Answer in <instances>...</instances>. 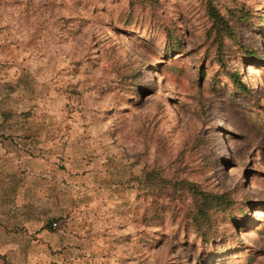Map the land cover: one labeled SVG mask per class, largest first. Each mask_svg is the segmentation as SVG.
Instances as JSON below:
<instances>
[{
  "label": "rangeland",
  "instance_id": "rangeland-1",
  "mask_svg": "<svg viewBox=\"0 0 264 264\" xmlns=\"http://www.w3.org/2000/svg\"><path fill=\"white\" fill-rule=\"evenodd\" d=\"M204 1L0 0V138L19 130L39 159L83 169L89 229L59 264H264V0H212L250 16L222 64ZM172 164L243 208L217 224L220 249L176 234L168 213L137 222L132 178Z\"/></svg>",
  "mask_w": 264,
  "mask_h": 264
},
{
  "label": "crops",
  "instance_id": "crops-1",
  "mask_svg": "<svg viewBox=\"0 0 264 264\" xmlns=\"http://www.w3.org/2000/svg\"><path fill=\"white\" fill-rule=\"evenodd\" d=\"M8 133L0 138V264H59L89 229L83 169L75 180L72 162L38 158L35 136Z\"/></svg>",
  "mask_w": 264,
  "mask_h": 264
},
{
  "label": "trees",
  "instance_id": "trees-1",
  "mask_svg": "<svg viewBox=\"0 0 264 264\" xmlns=\"http://www.w3.org/2000/svg\"><path fill=\"white\" fill-rule=\"evenodd\" d=\"M133 0H130L132 3ZM141 7L151 10L159 8L160 0H135ZM204 15L208 25L204 28V45L208 57L217 63H223L226 58L228 45L235 41V29L248 20L249 11L242 8L221 10L212 0L203 3ZM166 47H174L178 43V36L173 31L166 30ZM235 74H229L236 82L238 89H244L243 84L235 79ZM172 164L170 169L161 167L144 168L139 176L133 177L137 197L147 200V205L139 215L137 222L142 226L162 224L164 215L175 225L176 234L181 232L193 235L202 246L211 249V253L220 249L216 241L219 234L217 224L226 219L234 223L236 211L243 208L231 197L230 191L213 192L203 188L198 183L182 175L183 169ZM172 169V170H171ZM221 216V218L219 217ZM143 231V230H142ZM219 246V247H218Z\"/></svg>",
  "mask_w": 264,
  "mask_h": 264
},
{
  "label": "built area",
  "instance_id": "built-area-1",
  "mask_svg": "<svg viewBox=\"0 0 264 264\" xmlns=\"http://www.w3.org/2000/svg\"><path fill=\"white\" fill-rule=\"evenodd\" d=\"M56 226H57V223H56V222H54V221L51 222V227H52V228H55Z\"/></svg>",
  "mask_w": 264,
  "mask_h": 264
}]
</instances>
